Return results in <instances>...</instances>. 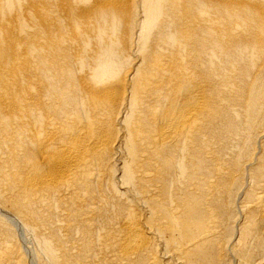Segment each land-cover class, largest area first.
I'll use <instances>...</instances> for the list:
<instances>
[{
    "label": "bare ground",
    "instance_id": "bare-ground-1",
    "mask_svg": "<svg viewBox=\"0 0 264 264\" xmlns=\"http://www.w3.org/2000/svg\"><path fill=\"white\" fill-rule=\"evenodd\" d=\"M10 1L0 0V7L7 9ZM35 1L34 32H27L26 24H20L17 29L18 26L12 23L16 17L11 18L16 30L9 33L0 30V59H6L5 63L9 59V64H12L8 70L0 68V134L3 135L0 139V166L22 168L11 174L14 176L12 180L6 179L7 183L0 184V191H15L16 196L8 195L6 200L10 202L11 209L8 210L16 213L12 215L19 223L25 224L27 220V216L17 212L23 207L20 199H29V195L28 202L37 196L35 200L38 202L54 196L57 202L70 201L81 208L86 197L83 195L81 198L78 189L90 187L96 180L99 182L102 165L109 166L113 159L111 155H120L122 151L126 158L119 174L115 172V175L123 195H138L140 183L143 186L146 181L154 183L158 180L156 184L163 183L165 189L167 177L171 174L182 177L186 171L184 162L175 161L177 154H190L192 159L207 152L208 148L197 147V143L204 142L202 134L212 113L217 110L213 109L214 105H222L216 99L214 104L207 94H234V80L241 81L248 97L250 111L245 115L246 121L253 127L257 124L264 127V0ZM15 8L19 7L16 5ZM27 21L28 24L32 22ZM7 27L1 26L4 30ZM24 39L34 46L25 48L27 42L24 44ZM222 82L225 84L220 89L217 84ZM24 108L29 111L24 113ZM120 131L122 137L117 140ZM258 133L257 140L248 139L254 145L253 156L243 167L251 174V181L260 186L264 184V162L258 165V156L264 154V130ZM6 150H12L7 157ZM185 160L188 161L187 158ZM254 165L258 166L256 171H252ZM218 168L219 176L234 178L231 171ZM193 170L192 167L189 171ZM154 185L150 184L156 188ZM191 188L199 191L200 187L194 185ZM145 189L148 188L145 186ZM164 191H159L161 199ZM153 194L151 200L147 196L150 202H144L148 207H159L162 212L157 195ZM176 200L177 203L179 199ZM255 200L256 204H250L259 207L263 214L264 191L257 194ZM139 205L143 206L140 202ZM124 206L127 209V205ZM182 206L184 215L177 213L182 216L176 215L173 226L167 223L163 228L155 227V212L151 211L144 223L131 209L133 206L125 209L122 236L114 245L118 259L129 264H145L147 261L158 264L151 242L157 239L161 243L160 238L163 237L165 244L163 241L162 250L165 253L161 256L166 262L163 264L222 262L224 257L221 258V253L216 251L217 246L213 245L215 227L214 219L209 217L211 209L209 213L207 209L200 210L197 200L185 202ZM202 218H206L205 221ZM72 227L65 223L64 231L69 232ZM43 247L45 253L40 258L41 262L64 263H60L62 257L59 259L52 245L47 242ZM25 256L15 246L0 241V264H31ZM35 258L38 264V256Z\"/></svg>",
    "mask_w": 264,
    "mask_h": 264
},
{
    "label": "rangeland",
    "instance_id": "rangeland-1",
    "mask_svg": "<svg viewBox=\"0 0 264 264\" xmlns=\"http://www.w3.org/2000/svg\"><path fill=\"white\" fill-rule=\"evenodd\" d=\"M33 1H35V0H33ZM33 1L32 0H23V1L21 0V2H20V0H11L10 1L11 6L9 5V7L7 9L5 7H2V8L0 7V10L1 9L4 10V11L0 12V25L2 24V22H4L1 25L2 27L9 26L8 25L9 22L12 25V26L10 25L9 27L5 28V30L3 28H1V26H0V28H1L0 30L5 31V33H9V32H11V30H16L15 28H17V27H15L14 25L18 26L17 29H19V27H21L22 24L23 25L26 24L24 26L26 28V31L30 32V33H32V31L34 32V27H33L32 23L33 22L35 23V16H33V12L35 13L36 1H35V3ZM32 2H33L34 7L32 6ZM14 3L19 8H15L16 5ZM29 3L31 4L30 6L28 5ZM23 6H25L24 9L22 8ZM27 8H28V10H26ZM29 9H30V11H29ZM14 10L16 11V14L14 13ZM27 11H29V12H27ZM17 12L21 13L20 14L21 17H19V13H17ZM24 12H26L27 14H24ZM7 13H10V14H7ZM30 13H31V15H30ZM17 16L19 17L18 19L21 20L22 22L21 21L19 22V20L17 19ZM22 16H24L25 18ZM15 17H16L17 21L13 20V19H15ZM26 17H29V18H26ZM3 18H4V20H2ZM11 18H13V19H11ZM10 19H11V21H9ZM12 20H13V22H12ZM27 20H29V23H30V21H32L31 24H28ZM6 21H9V22H6ZM14 22H16V23H14ZM8 28L9 29L11 28V29L7 30ZM22 41L24 44L27 42L25 45L23 44L25 46V48H27V49H30L31 46L32 47L34 46V44L29 43L30 42L29 40H28L29 42L25 39ZM22 41L20 40V43ZM28 44H29V46H28ZM21 45H22V43L20 44V46ZM1 48L4 50V47H1ZM10 52H12V50ZM5 60L0 59V68L3 70H8V68L12 64L11 65L9 64V59H8L7 63H5ZM31 78H32V76H31ZM33 81H35V80L33 79ZM224 84L225 83H223V82L218 83L217 87H219L221 89L222 85H224ZM236 84H238V85L240 84V85L238 86ZM232 86L234 87V94H232V95H226V94H223V92H220L219 94L210 92L211 94L210 93L207 94V95H209L210 99L212 97L211 100L215 102L214 104H216V101H218V100L221 101V104H222V105L217 104V106L214 105L213 109H217V110H215V113L214 112L212 113V115H211L212 119L210 118L209 123L206 125V128L202 134L201 140H203L204 142L199 143V144L197 143V147L199 145H202L203 148L205 147L206 150L208 148V150H207V152H205V154H203V155L198 154L192 159L190 158V154L188 156L186 154H177L176 155L177 157H175V159H176L175 161L179 162L180 164H182L184 162L183 164L186 168V171L184 172L182 177H179L178 175H175V174H171V176H169V178L167 177L168 182L166 181L167 184L165 183V185H166V187L168 185L169 189H168V187H167V189H166V187H165V189H163V187H164L163 183L161 185L159 183L156 184V182H158V180H156L154 183L157 187L160 186L162 188V190H160L161 189L160 187L157 189V187L155 188L153 186H150V184L154 185V183H150L151 181L150 182L149 181H146V182L143 181L144 187L142 186V183H140L141 188L139 185L138 188L140 189V192L138 189L137 190L138 195L132 194V196H134L135 198L134 197L132 198L131 194L128 196L123 195L124 191L121 190L120 184H116L117 183L116 181H118V180L116 179V175H115V172H117L116 174H119L118 171L120 172L119 169H122L121 167H123V165H122L123 160L126 158V157H124L125 154L122 151V154H120V155L119 154H117V155L113 154V156L111 155V157H113V159H111L109 161V166H108V164H107V166L105 164L102 165V167H103V168L101 167L102 178H103V175L106 174V175H104L105 176L104 179L106 180V182L102 178H101V180H98L99 182H97V180L95 182H93L94 180H91L93 182V184L91 186L89 185L90 187H87V188L86 187H84V188L80 187L78 189V193L81 194L80 197L81 198L84 196L86 197V199H84L85 201L81 199L86 204L85 205L82 202L81 208L78 207L77 205H75V203L70 202V201L63 202V203H60L59 201L57 202L58 199H57V197H54V196H48L49 199L44 198L42 201H39V202L36 201L37 198L39 197V196H37L28 202V200L31 197V195H29L28 196L29 199H25L23 197H22V199H20V200H22L21 204L23 207L21 210L17 211L18 213H22L25 216H27V217H25L27 219L25 221V224H22L21 222L19 223L17 220H15L14 216L16 215V213L13 212L12 210H11L12 212L10 210H8L11 208L9 205L10 202L8 200H6V198H8L7 197L8 195H12V197H15L16 196L15 191H12L11 189L5 190L3 193H1V191H0V196L3 195L2 197H0V241L3 243L7 242V243L15 246L17 249H19L21 255L22 254L26 255L25 257H27V259L29 261H31V264H37V259L35 258L36 256H38V260H39L38 264H44L43 262L40 261V258L43 257L42 255H44V253H45L43 246L47 242L53 246V249H55V253L59 256V259H60V257H62L61 258L62 260L60 259V263L63 261L64 262L63 264H65V263L66 264H129L128 262H125V261H122L121 259L120 260L118 259L119 258L118 257V250H117L116 246H114L116 244V242H118V240L122 236L121 227H122V223H123V217H124V215H126V213H127L126 210L128 208L133 206V207H131V209H134V212L137 213V215H140L139 217L144 223L146 222V220L148 218L147 216L151 213V211H153L157 215H159V216L156 215L155 219L153 220V223L158 224V225L155 224V227L163 228L164 226H166L167 223L169 225H171V227H172L173 221H174L173 219L175 217H177L176 215H178V217H180L181 214L184 215V212H185L183 210L184 208L182 209L180 207L185 202L191 203L192 200H197L200 210L201 209H203V210L207 209V213H209V211H210V214H211V215L209 214V217L214 219L213 227H215V238L212 239L213 245L217 246V249L219 251L218 250H216V251L218 254L221 253L220 254L221 258H222V256L224 258H226L225 260H224V258H222L221 259L222 262L218 261L220 264L221 263H224V264H237V263H239V264H264V260H263L264 259V218H263L264 213L262 214V210L259 207L256 206L257 207L256 208L253 206L254 204H256L257 200H255V199H257V194H259L261 191H264V184L261 182L262 185L259 186L255 182L251 181V179H250L251 174L249 175L247 173V171L245 170V167H243V165L246 162H248V159H250L253 156V149H254L253 146L254 145L252 143H250L248 139H251V138L254 139L255 138V140H257V137L259 136L258 132L263 131L264 127H259L258 124L255 127H253L251 122L246 121L245 115L247 114L248 111H250V108H249V105L247 102L248 97L245 96L246 92L244 91V87L242 86L240 80H236V81L234 80L232 82ZM241 86H242V88H241ZM233 96H235V97H233ZM215 99H216V101H215ZM222 99H224V100H222ZM245 99H247V100H245ZM245 109H246V111H245ZM26 111H29V110H26L24 108V113H27ZM30 122L32 125L34 124L33 121H30ZM257 126H258V128H257ZM119 129H120V127H119ZM251 133H252V137H251ZM118 135L119 136H118L117 140L121 139L122 132L120 131ZM1 137L3 138V135L0 134V139H1ZM205 142H208V143H205ZM244 142H246V143H244ZM1 144H2V142L0 141V148H1L0 151H2V145ZM120 145H121V143L118 146H120ZM213 148H215V149H213ZM11 152H12V150H10V152L6 150L5 151L6 157ZM213 152H214V154H213ZM206 153H208L210 156ZM263 155L264 154L262 153L260 157L258 156V158H259L258 165H260L264 162V157L261 158ZM199 156H200V159H199ZM183 157H184V159H183ZM213 157H214V159H216V161L213 159ZM255 157H256V155H255ZM186 158L188 160L187 161L188 163L185 162ZM193 159H194V161H193ZM212 159L214 160V162ZM179 160H181V161H179ZM192 162L194 165L192 164ZM195 164L198 166L196 167ZM214 164L217 166H215ZM218 166L220 168L222 167L223 170H226L228 172L231 171L234 174V178L231 180L229 178L219 176V171H217V170H219ZM7 167H8V169H7ZM192 167L194 168V170H193L194 173L189 171V170L192 171ZM198 167L200 168V170ZM0 168H1L0 169V184L1 183L5 184V183H7L8 180L10 181L13 179L14 176H12V175H14L15 173H18L17 169H19L20 167L16 169V168H12L10 166H4L3 165V167L0 166ZM20 169H22V168H20ZM257 169H258V166H256V165H254L252 167V171H256ZM195 170H197V171H195ZM10 172H13V173H10ZM103 172H104V174H103ZM1 173H2V176H1ZM4 173H8V174H4ZM185 173H186V175H185ZM187 174H190V176ZM259 174H260V171H259ZM10 175L12 176V178L10 177ZM6 176H8L9 179ZM173 177H174L175 181H173L174 180ZM200 177H202V178H200ZM1 178L3 179V181ZM4 179H5V181L7 179V181L5 182ZM194 179H195V181H194ZM202 179H205V180H202ZM102 180H104V181H102ZM188 180H190V181H188ZM217 180H219V181H217ZM257 180H259V177ZM198 181H199V184H198ZM181 182H183V183H181ZM187 182L188 183L190 182V184H188ZM232 182H234V184H232ZM99 183H100V185H99ZM183 184L186 186H184ZM213 184L215 187L213 186ZM147 185L150 186L151 189ZM194 185L197 186L198 188L200 187L199 191L196 190V188H194V189L191 188V186H194ZM198 185H200V186H198ZM210 185H211V187H209ZM252 185H253V187H252ZM0 186H2V185H0ZM145 186L148 188L147 190L145 189ZM206 186H207V188H206ZM142 187L144 188V190L141 191ZM171 187L173 188L172 190H171ZM184 187H186V188H184ZM183 189H185L187 192L185 193V190H183ZM189 189L191 190V192L193 191L192 192L193 194L190 193ZM200 189L202 191V195H200V192H201ZM205 189L207 192L205 191ZM208 189L210 190V194H209ZM113 190L115 191V193ZM158 190L162 191V193H163V190H165V191L168 190L167 192L164 191V195L166 193L165 199H164V195H163V199H161L162 197H160V196H162V193L159 192ZM211 191H213V192H211ZM153 192H154V194H153ZM158 192H159V194H158ZM148 193H150V194H148ZM170 193H172V194H170ZM141 194H142V196H141ZM152 194H153V196L157 195L156 199H157V202L160 203V209L162 212H160L159 207L154 206V205H151V207H148V204H146L147 202H150V200H151L150 196L152 197ZM186 194H188V195H186ZM198 194H199L200 198L196 197V195H198ZM191 195H193L192 198H191ZM203 195H204L205 199L203 198ZM119 196H120L121 200L118 198ZM145 196H146V199L144 200ZM147 196H149L150 200L147 199L148 198ZM167 196H168V198H167ZM172 196L174 198H172ZM12 197H9V199ZM122 197L124 198V200L122 199ZM136 197H137V199H136ZM142 197H143V199H142ZM194 197H195V199H194ZM35 198H36V200H35ZM125 198H126V200H125ZM128 198H129V200H128ZM175 198L177 200L179 199V201L176 200L177 203L174 201ZM189 198H191V201H189L190 200ZM172 199H174L173 200L174 202L172 201ZM181 199L183 201H181ZM200 199L203 201H201ZM131 200L133 203H135V202L136 203L133 204L131 202ZM146 200H148V201H146ZM124 201H126L125 204H124ZM165 201H169V203L168 202L165 203ZM205 201L208 203H205ZM27 202L29 204H27ZM139 202L142 203L144 207L140 206ZM163 202L167 206H165L163 204ZM30 203H32V206ZM119 203H121V204L123 203V204L119 205ZM151 203H149V204H151ZM247 203L248 204L253 203V205L250 204L248 206ZM161 204H163V206ZM50 205H52V206H50ZM124 205H127V209L125 208L126 206H124ZM128 205L129 206L131 205V206L129 207ZM135 205L138 207H135ZM177 206L179 207L178 210H176ZM205 206H208V207H205ZM155 207L157 210L154 209ZM182 207H184V206H182ZM78 208H79V210H78ZM151 208H152V210H151ZM209 208L212 211L209 210ZM251 208H253V209H251ZM141 209H146L147 211L146 210L144 211ZM174 209L176 211H174ZM242 209H243V211H242ZM254 209H256L255 210L256 212L254 211ZM185 210H186V208H185ZM251 210H253V211H251ZM65 211H67V212H65ZM249 211H251L252 213L251 212L249 213ZM63 212H65L66 214H63ZM144 213H146V214H144ZM177 213H181V214H177ZM174 214H175V216H174ZM242 214H244V215H242ZM91 216L93 218L90 219ZM169 216H172V217L174 216V217L172 218ZM255 216H256V218H255ZM65 217H67V218H65ZM252 217H254V218H252ZM215 218L218 219V221H216ZM205 219L206 218H202V220H204V221H205ZM245 221L247 224L246 223L243 224ZM256 222H257V224H256ZM65 223L73 226L71 231H69V232L66 230L64 231ZM153 223H151V224H153ZM241 226H242V228H241ZM165 228L163 230H165ZM162 234H165V233H162ZM147 237L151 238V235H147ZM160 241H161V243H159L157 241V239L152 240L151 245H152V251L153 252L152 251L151 252L153 253V255L157 256L158 264H161V263L163 264V262L166 263L164 261L165 257L162 258L163 256H161V255H163V253H165V251L162 250V247H164V244H165L164 238L161 237ZM163 241H164V244H163ZM14 243H15V245H14ZM57 245H58V247H57ZM60 245L63 247H61ZM59 246L61 249H59ZM240 248H243V249H240ZM237 249H239V250H237ZM241 252L242 253L244 252V253L242 254ZM249 253L252 255H250ZM223 254H225V255H223ZM239 254H240V256H239ZM115 255H117V256H115ZM225 256H228V257H225ZM237 257H240V259ZM161 258H162V260H161ZM241 258H243L244 260L242 261ZM148 259H149V257H148ZM146 263L149 264L150 262L147 261ZM219 263H217V264H219Z\"/></svg>",
    "mask_w": 264,
    "mask_h": 264
}]
</instances>
